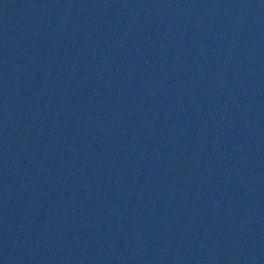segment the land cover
<instances>
[{
    "label": "water",
    "instance_id": "water-1",
    "mask_svg": "<svg viewBox=\"0 0 264 264\" xmlns=\"http://www.w3.org/2000/svg\"><path fill=\"white\" fill-rule=\"evenodd\" d=\"M2 264H264V0H0Z\"/></svg>",
    "mask_w": 264,
    "mask_h": 264
},
{
    "label": "snow or ice",
    "instance_id": "snow-or-ice-1",
    "mask_svg": "<svg viewBox=\"0 0 264 264\" xmlns=\"http://www.w3.org/2000/svg\"><path fill=\"white\" fill-rule=\"evenodd\" d=\"M0 264H2V262H0Z\"/></svg>",
    "mask_w": 264,
    "mask_h": 264
}]
</instances>
